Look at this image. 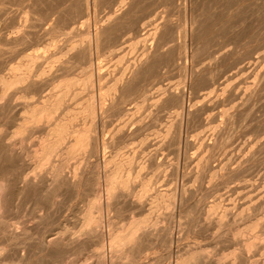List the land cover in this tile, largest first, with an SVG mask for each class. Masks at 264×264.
Returning <instances> with one entry per match:
<instances>
[{"label": "rangeland", "instance_id": "1", "mask_svg": "<svg viewBox=\"0 0 264 264\" xmlns=\"http://www.w3.org/2000/svg\"><path fill=\"white\" fill-rule=\"evenodd\" d=\"M11 1H8V4L7 2H0V7H2L0 8V20L2 19L0 21V37L3 36V34L9 36L25 34L27 39L25 37L24 41H21L20 44L9 43L7 46H3L5 48V66L0 68V74L6 72L9 65L16 63L26 53L30 52L35 54L41 53V57L37 59V64H41L40 66H46L45 57L50 56L54 50L55 52L59 51L60 46L66 45L65 43L68 42L71 35L76 34L79 31H83L87 33L86 40H88L86 43L89 44V46L91 45L90 60L92 59L91 69L93 70L94 78V86L91 90L95 98L98 95L96 93L98 92V89H96L98 88V85L95 81L97 76L103 75L100 83L107 85L113 74L118 68L124 65V63L134 62L137 60L144 49H154L158 38L154 39L152 36L146 35V39L144 41L137 44L134 43L138 39L145 36L144 34L147 33L154 23H164V26L166 27H161L160 33L162 32L163 41H169L166 42L164 46V49L168 53L165 56L167 57L169 55V58L167 57V59L165 56L162 58L165 57L166 60L169 61L171 55L169 54L170 51L167 49L182 43L184 44L182 53L183 56L181 55V57L177 59L176 65L178 66L168 65L162 69V77L147 80L144 84V90L146 91L145 97H142L138 89H135L133 94L127 98V102L124 103V107L130 109V111L124 112L125 114H118L117 112H110L111 110H107L101 112L99 111L95 115V131L93 132V135H95L98 141H103L105 142V146H108L105 147L101 145L99 141L97 150L98 153H87L88 157L86 156L85 163L91 167L90 169L88 168V170L90 172L91 170L93 172L96 170L99 175L102 176L104 167L101 164L103 163L104 157L109 156L112 151L118 148H122V150L126 151H130L131 149L133 151L135 150L134 152L136 153V156H138L136 160L137 162L147 160L146 166L141 170V174L142 176L150 177L152 182L150 184V191L147 192L146 196L139 204L135 203V200H132L134 198L125 197L122 198L120 203L117 205H111L110 207L103 205L100 230L106 233L108 218H112V220L121 224L126 222L130 215L140 216L142 213H145L149 207L150 201L152 200V195L155 194L154 192L172 191L174 193V199L171 207L169 209L161 207L162 210L159 208V211H155L156 214L154 213V217L156 216L155 218H157L158 222L156 225L151 227L152 238H150L149 241L143 242L144 244H141L140 249L143 254L140 259L133 264H169L170 262H173L177 254H183V252L185 253L187 249L194 246L201 247V252L205 256L204 264H217L215 263V259L220 255L233 251L234 248V250L238 252L241 248V240L244 237H252L254 234L259 233L262 234L259 240L254 237H252V239H255L256 241L258 240L261 247H251L243 256L238 255L236 258L228 257L223 259L219 264H262L261 261L264 257V146L261 149L257 146L259 143L264 141V85L261 86L260 80H262V78L259 76L264 68V0H143L141 1L142 4H139L140 8H134V14L131 12L132 14L130 13L127 15L128 20L126 19L127 21L125 20V23L121 24L122 29L120 28V25H118L117 29L119 28L121 30L116 29L118 34L116 32L115 33L120 37V40H118L116 44L118 47H116L115 52L119 54L118 56L123 57L120 62H117V56H115L114 53H111L112 49L107 48L109 44L105 39L102 38L100 40L101 43L103 42L102 44L99 41V43L97 42V48L94 38L95 36L92 34L95 32V28L105 24L106 17L108 15L107 13H109L112 9V6L113 9L117 8L114 6L116 4H108V2L101 0L94 1V3L89 0L90 4L88 3L86 12L76 11V14L71 19H68V16L72 13V10L69 9V11L67 9L69 7H67L66 9L68 12L65 11L61 18L62 21L60 20L57 23V27L58 29L60 28L59 30L61 31L58 30L59 32H51L48 28L51 26L54 21L53 17L56 15L51 16L52 18L48 17L45 15V10L50 11L53 4L39 5L40 3L38 4V1L36 4L33 3V0ZM58 1L60 3L62 0ZM145 1L148 2L146 3ZM96 3L99 4L96 6ZM65 5L69 6V4L65 3L60 4L58 7H64ZM70 5L73 7V4ZM44 6H49L50 9L48 7L45 8ZM72 7L70 8L73 9ZM199 13H202L200 16L202 25L199 26V31L196 34L198 36H194L193 34L191 37L190 20L192 16ZM40 14L44 15L41 17ZM129 15H131V17ZM135 15L137 18L140 17L139 25L141 24L142 28L140 26L139 28L141 29L139 31L133 27L134 24L132 20L136 18ZM40 17L42 20H40ZM39 21H42L44 24L42 26L39 24L38 27L28 26ZM166 21L170 24L172 21L173 24L182 23L180 31H182V29L183 31L180 32L178 30V32H176L177 38L174 37V39H171V36H169L171 29H168V27L170 28V24ZM130 22L132 27H130ZM203 23L205 26H203ZM234 24L236 26H234ZM18 25L20 26V31L12 33L13 30L15 31L19 27ZM120 31H122V33ZM211 34L213 37H216L213 38ZM39 35L41 36L39 37ZM205 38L209 46L207 45L203 48L204 51L202 49L200 50L203 53L199 51L196 52L195 43H201ZM94 42L95 45H93ZM51 43L58 45L59 49H57V47L53 48L50 45ZM105 45L107 47H105ZM147 46H149V48ZM220 46L223 47L222 50L236 49L242 53H248L247 51L249 50V53H245L242 62L229 70L228 62H219L214 65L212 64L213 53L218 48H221ZM99 48L101 49L99 50ZM6 51L9 52L6 53ZM63 52L64 51L57 53L56 56H60V60L70 59V62H74H71V71L62 72L61 74L72 75L79 73L80 69L84 66V61L78 56L75 57L74 53L62 55ZM57 63L58 61L55 62L54 65L56 66ZM207 64H210V69L212 68L211 73H214L213 76H215V79L209 86H205L203 82H200V79L194 78L191 75V70L193 68L199 69L202 68L201 66ZM242 64H245L247 68L227 80L228 75ZM94 72L97 73V75ZM61 74H59V76ZM197 80L199 81L197 82ZM226 80L228 81L227 84L229 87L225 86ZM195 81L198 84L195 83ZM48 82L46 85L44 84V87L40 90L41 92H28L26 95L27 97L25 98H14L12 100V104H14L13 108L15 106L17 107L12 109L10 112L12 117H7V120L2 118L0 115V130L6 132L11 131L14 128L13 118L16 116L18 110L23 106V104L26 101L34 100L36 97L44 95L46 94L45 92L48 93L51 90L54 83L51 81ZM254 86H259V91L257 92L258 94H256L257 96L254 95L251 98H247L249 94L248 92H250L248 87L254 88ZM160 87L162 88L159 89ZM164 88L178 91L182 94V114H176L178 103L174 100L170 101L167 99L163 103L155 102V96ZM21 94H23V92ZM80 95L71 101L72 106H76L82 100L81 97L83 94ZM161 104H164L162 108L160 106ZM203 104H206V106L204 105V107ZM234 104L237 105V107L242 108V116L237 117L235 121L230 123V116L228 114L235 109ZM136 105L141 106L136 110L134 109ZM201 106L205 109L203 108L202 110ZM192 108L198 109V111L200 110V112H198V114H200L195 118L193 117L194 119L192 118V121H187L186 123V120L189 118L187 111ZM179 109L178 111H180ZM134 111L135 114L130 115ZM13 112H15V114ZM4 121L7 122L4 123ZM171 123L172 126L170 132L165 135L164 130ZM122 125L123 130L120 133H117V128ZM177 127L180 138L174 144L173 137L175 136ZM36 135L38 136L39 134L37 132L33 133L26 140L25 146L33 147L32 145L35 143L37 138ZM213 141L217 145V147L212 151L213 157L210 159L209 165L204 170L201 179H195L194 173L199 169L198 162L203 156L209 154L210 151L207 150L203 143L206 144ZM149 158H152L153 162L148 161ZM93 163L98 165L97 169L91 166L94 165ZM228 169L230 170L228 171ZM28 171H30L29 168L27 169V172ZM89 171L87 175L88 177H91L93 172L90 173ZM213 172H217V174L212 176ZM222 173L224 176H221ZM64 174H66V176L70 175V168H66ZM100 180H102V178ZM88 181L89 180H86V183L83 186L84 188L80 191L81 195L79 193L76 194L71 192L72 189L69 185H66L68 187L62 185L60 189L63 191H60V189L58 190L59 193H57L54 197V204L50 207L48 206V208L46 201L47 196L49 195L44 196L40 193V195L37 193L35 194L33 189L24 191L19 195H13L12 199L14 200L12 202V207L14 210L13 208L11 209L9 216L14 221L20 222L18 226H24L27 228L26 233H23V235H26L29 238L39 237V235L48 234V232L52 233L51 231H53L54 234L58 231V229L61 230L62 228H71L69 230H74L76 227L75 225H77L76 221L78 220L77 217L79 216V211L84 206L86 199L90 195V191H87L89 190ZM132 186H136V183ZM63 187L65 189H63ZM188 189L196 190L193 198H185V196L189 194ZM197 191L199 192L197 193ZM38 196H41L43 199ZM14 197H16V200ZM101 200L102 202L104 201L103 197ZM194 202H199L200 205L203 204L205 206L212 205V203H219L220 207H218L217 210L212 213L213 215L211 214L209 216V218L202 219L200 222L190 225L189 222H187V211L193 210L196 204H194ZM36 203H38L39 207L37 214L41 215L42 220H40V222L42 224L37 223L31 213L32 208ZM182 209L184 210L182 211ZM222 209H226L227 212L226 217L223 220L224 227L222 226L223 228L221 227L219 229L208 227L206 223L210 219H214L217 213H219ZM203 218L205 217L203 216ZM168 220H170V222H168ZM253 221L257 222V227L252 231H248L249 234L246 233L240 237H236L235 240L227 239L225 233L227 227L231 228L232 226V228L238 230H241L242 228V230H244V228ZM199 223L201 225H199ZM166 224L170 227L169 235H167L164 231L167 227ZM189 226L193 228H190ZM39 229L42 230L40 231ZM168 238L170 239V244L166 241ZM7 248H9V251H12L13 253L18 251L20 254L24 253L25 255L35 251L36 252L33 253V256H31L32 259L26 260L25 262L19 260L17 258L18 256H14L12 259L6 261V264H51L52 262L51 256L45 255L44 252L39 251V247L34 246L32 243L26 245L21 244L20 247L19 245L11 244ZM96 249L97 245L94 237L85 240V242L80 246H73L69 248L64 247V257L60 258V261H58L57 264H80V260L84 258V256H89L87 264H108L109 259H106L109 254L108 249H104L106 257L104 256L103 260H99L97 255L94 254ZM14 258L17 259L15 260Z\"/></svg>", "mask_w": 264, "mask_h": 264}, {"label": "bare ground", "instance_id": "2", "mask_svg": "<svg viewBox=\"0 0 264 264\" xmlns=\"http://www.w3.org/2000/svg\"><path fill=\"white\" fill-rule=\"evenodd\" d=\"M8 1L10 2L11 0H0L1 3L7 2V4H8ZM37 1H38V4L40 3L39 5H41V4H44V5L45 4H47V5L53 4V6L50 5L51 6L50 11L47 10L48 11L47 12L45 10V12H46L45 15L48 17L56 15L53 17L54 21L53 22L51 21L52 24L48 28V30H50L51 32L61 31V30H59L60 28L58 29L57 23H58V21L61 20L62 16L64 15L63 13L65 11H67V9L72 10V13H70V15L68 16V19H71L76 14V11H81V12L85 13L87 8H88V3H89V0H62L60 3L58 0H33V3H36ZM90 1L94 2V1H98V0H90ZM101 1L108 2V4H116L114 6H116L117 8L113 9V6H112V9L109 11V13H107L108 15L106 17L105 24L95 28V32L93 31L94 33H92V34H94V36H95L94 38L96 41V47H97V44L99 42L101 43L100 40L102 38L105 39L109 44L108 47L106 45H105V47L111 48L112 49L111 53L112 54L114 53V55L117 56V62H120L123 59V57L118 56L119 54L115 52L116 47H118L116 44H117L118 40H120L119 39L120 37L117 35L118 33L116 31L122 29L121 24L125 23V20L127 19V15L130 14L131 12L134 14V11H135L134 8H136V7L140 8L139 4H142L141 1H143V0H101ZM170 1H172V0H170ZM11 2H13V1H11ZM15 2H14V4H15ZM33 3H32V5H33ZM65 3L69 4V6L65 5L64 7H58L60 4H65ZM70 4H73V7ZM98 4L96 3V6ZM103 4H104V2H103ZM46 7H48L50 9L49 6H46ZM67 7H69V8H67ZM70 7H72L73 9H71ZM0 8H2V7H0ZM237 9H239V8H237ZM38 10H37V12H38ZM42 10H41V12H42ZM182 11H183V9H182ZM45 12H43V13H45ZM147 12H148V10H147ZM54 13H56V14H54ZM144 13H145V11H144ZM201 14L199 13V14H196L192 17L190 16L191 17V20H190L191 21V28H190L191 37L193 36V34H194V36L197 34V32L199 31V26L202 25L201 19H200ZM233 14H235V13H233ZM37 15H39V14H37ZM43 15H41V17ZM129 16L131 17V15H129ZM144 16H145V14H144ZM14 17H15V15H14ZM135 17H136V15H135ZM144 18H146V17H144ZM204 18H206V17H204ZM65 19H67V18H65ZM40 20H42V18ZM139 20H140V17L139 18L136 17L135 19L132 20L133 24H134L133 27L137 31H139L142 28L141 24L139 25ZM204 21H206V20H204ZM39 22H34L33 24L28 25V26H31V27L37 26L38 27L39 24H40V26H42L44 24L42 21H39ZM131 22L129 23L131 25L130 27H132ZM172 22H171V24L168 22L167 23L170 24V28L168 27V29H171V33L169 32V34H170L169 36H171V39H174V37H176V32H178V30L180 31V29L182 27V25H181L182 23L181 24H176V23L173 24ZM167 23H166V25H167ZM47 24H49V23H47ZM118 25H120L121 29H119V28L117 29ZM61 26H63V25H61ZM140 26H141V28H139ZM163 26H164V23H160V22L154 23L153 26L147 31V33L144 34L145 36L142 35L143 37L138 39L134 43V44H137V43L144 41L146 39V35H148V36H152L154 39L158 38L156 41V44H155L156 45L155 48L152 50L144 49L142 51L141 55L139 56V58H137V60H135L134 62L124 63V65H122L120 68H118L117 71L113 74L111 79L108 81L107 85L100 83L103 75H98L97 78L95 77L96 78L95 81L98 85L97 86L98 88L95 87L96 89H98V92H96L98 94V95L96 94L97 95L96 98L93 96L92 90H91L94 86L93 70L91 69V60L92 59L90 60V58H91L90 57V53H91L90 52V46L91 45L89 46V44L86 43L88 40V39L86 40L87 33L83 32V31H79L76 34L71 35V38L68 40L67 43H65L66 45L60 46L59 51L55 52V50H54L53 53L51 52L52 54L50 56H48V57L44 56L46 58V64H47L46 66H40L41 64L40 65L37 64V61H38L37 59L39 57H41V53L35 54V53L30 52V53H26L16 63L9 65L8 68L6 67L7 71L0 74V115L2 116V118H5V120H7V117L9 118V116L12 115V114L10 115V112L12 111V109H15V107H17V106H15L13 108L14 104H12V100L14 98H18V97H20V98L24 97L25 98V97H27L26 95L28 92L32 93L35 91H40L44 87V84L46 85V83L48 81H51L52 83H54V85L52 86L51 90L48 93L45 92L46 94L40 95V96L36 97V99H34V100H28L23 104V106L21 105L22 107L18 110V113H17L18 115L16 114V116L13 118V121H14L13 127L14 128L11 131L6 132V131L0 130V165H1L0 166V264H6V261H8L9 259H12V257H14V256L15 257L18 256L17 258L19 260L25 262L26 260L32 259L31 256H33L34 255L33 253L36 252L34 250L35 252L28 253V255L27 254L25 255L24 253H23L24 255L20 254L18 251H15L13 253L12 251H9V248H7L11 244L12 245L13 244L19 245V247H20L21 244L26 245V244L32 243V244H34V246L39 247V251H42V252H44L45 255L52 257L51 258L52 259L51 264H57L58 261H60L59 259L64 257V251H63L64 247L69 248V247H73V246H80L85 242V240L92 238V237H94L96 239L97 249H96V251H94V254L97 255V258L99 260L104 259V256H105V252H104L105 250L104 249L105 248L108 249V253H109L108 258H106L107 260L109 259L108 264H133L138 259H140V257L143 254L141 249H140L141 244L145 241H149V239L152 238L151 227L156 225L158 222L157 218H155L156 216L154 217L155 211H157L159 208L161 209V207H163L165 209H169L173 203L174 193L172 191L154 192L155 194L152 195L153 197H152V200L150 201V204H149L147 211L145 213H142V215H140V216H134V215L131 216L130 215L129 218L127 217L128 220H126V222H124V223L119 224L118 222H115L114 220H112V218H108L107 231H106V233H104L100 230V228H101L100 226H101V222H102L103 205H105L106 207H110L111 205H117L120 203V200L122 198H125V197H128V198L132 197V198H134L132 200L133 201L135 200L136 201L135 203L139 204L144 199L147 192L150 191V184L152 183L151 178L142 176V174H141V170L144 169V167L146 166L147 160L137 162L136 160H137L138 156H136V153L134 152L135 150L133 151L130 149V151H126V150H122V148H118V149L112 151L109 156L104 157L103 163L102 164L100 163L104 167L103 168L104 169L103 175L100 176L98 171L94 170V172H93L91 170V172H93L91 177H88V175H87L88 171H89L88 168L90 169L91 167H89L85 163V160H86L87 153H94L95 154L98 150V145H99L100 140L98 141V139L95 137V135H93V132L95 131V115H96V113L99 111L101 112V111L111 110L110 112L114 111V112H117L118 114H122L124 112L130 111L129 108L124 107V103L127 102V98H129L131 96V94H133L135 89L136 90L138 89V91L140 92L142 97H145L146 91L144 90V84L146 83V81L162 77L163 76L162 69L168 65H170V66L176 65L177 59H179L181 57V55L183 53V45L184 44L179 43V44L174 45L171 48L167 49L168 51H170L169 54L171 56H170L169 61L166 60V58L169 55L167 57L165 56L168 53L164 49V46H165L166 42H169V41H166V40L163 41V36L161 34L162 32L160 33V29ZM203 26H205V24ZM234 26H236V25L234 24ZM126 27H128V26H126ZM165 27L166 26H164V28ZM19 28H20V26L15 31L13 30L12 33L20 31ZM27 28H29V27H27ZM201 28H200V30H201ZM215 28H213V29H215ZM92 30H93V28H92ZM26 31H25V33H26ZM122 31H120V32L122 33ZM182 31H183V29H182ZM182 31H180V32H182ZM45 32H46V30H45ZM217 32H219V31H217ZM66 33H67V31H66ZM214 33H215V31H214ZM220 33H222V32H220ZM165 34H167V33H165ZM165 34H164V36H165ZM40 36L41 35H39V37ZM196 36H198V35H196ZM202 36H204V35H202ZM207 36H209V35H207ZM211 36H212V34H211ZM25 37L27 39V36H25V34L18 35V36L17 35L9 36V35L3 34V36L0 37V68L5 66V59H4L5 58L4 57L5 48L3 46L4 45L7 46V44H9V43H15V44L19 43L20 44L21 41H24ZM215 37H213V38H215ZM92 39H93V37H92ZM209 40H212V39H209ZM106 41H104V42H106ZM42 42H43V40H42ZM194 43H195V41H194ZM207 43L208 42L206 41V38L201 43H199V42L197 44L195 43V51L196 52L197 51L202 52V51H200L201 49L203 50V48H205L207 45L209 46V44H207ZM105 44H107V43H105ZM50 45L53 48L57 47V49H59L58 45H56V44L51 43ZM93 45H95V42ZM212 46H214V45H212ZM21 47H22V45H21ZM147 47L149 48V46H147ZM222 48L223 47L218 48L216 51H214L212 64L214 65V64L219 63V62H222V63L228 62V66L230 67V68L228 67L229 70L236 67L238 64H240L242 62L243 57L245 56V53H246V52L245 53L239 52L236 49H224V50H222ZM96 49H94V50H96ZM100 49L101 48H99V50ZM62 51H64L62 53V55L74 53L75 57L78 56L80 59H82L84 61V66L80 69L79 73H76V74L71 73L72 75H69V74L67 75L66 73H65L66 75L61 74L62 72L71 71V64H72L71 62H74V61L70 62V59L69 60H66V59L60 60V56H56V55H57V53H61ZM7 52H9V51H6V53ZM247 52L249 53V50ZM12 53H13V51H12ZM47 53H48V51H47ZM248 53H246V54H248ZM163 56H165L166 58L165 57L162 58ZM61 57H64V56H61ZM70 57H72V56H70ZM6 58H7V56H6ZM72 59H75V58H72ZM57 61H58V63L55 66L54 63ZM176 66H178V65H176ZM201 67L202 68H199V69L193 68L191 70V75L194 78L200 79V82H203L205 86H209L213 82V80L215 79V76H213L214 73L213 74L211 73L212 68L210 69V64H207V65H204ZM246 68H247V66L245 64L240 65L235 71L231 72L228 75L227 80H228V78L235 76L239 72L244 71ZM94 71H97V70H94ZM215 72H217V71H215ZM59 74H61V75L59 76ZM95 74L97 75V73H95ZM259 76H261L260 78H262V80H260V82H261V86H263L264 85L263 84L264 83V68L261 71V74ZM194 78H193V80H194ZM227 80L225 81V83H226L225 86L229 87L227 84V82H228ZM198 81L199 80H197V82ZM197 82L195 81V83H197ZM192 85H193V83H192ZM161 88L162 87H160L159 89H161ZM248 88L250 89V92H248L249 94L247 93L248 94L247 98H251L252 96L258 94L257 92L259 91V86L258 87L254 86V88L253 87H248ZM22 92H23V94H21ZM80 94H83V96L81 97L82 100L76 106H72L71 101ZM231 94H232V92H231ZM167 99L170 101L171 100L176 101V103H178V109L180 108L179 109L180 111H178V109H177L176 114H178V115H179V113L182 114L181 113L183 110L182 94H180L178 91L168 90V89L164 88V89H162L161 92H159L155 96V102L156 103H158V102L163 103ZM13 103H15V102H13ZM163 105L164 104L160 105L161 108L163 107ZM204 105L206 106V104H203V106ZM140 106L141 105H136L134 107V109L137 110V109H139ZM234 107H235V109L233 108L234 110L228 114L230 116V123L235 121V119L237 117L242 116V108L237 107V105H235ZM201 108H202V106H201ZM203 108H202V110H203ZM198 112H200V110L198 111V109H194V108L188 109L187 115L189 118L186 120V123H187V121L188 122L192 121L193 117L194 118L197 117L200 114V113L198 114ZM13 113L15 114V112H13ZM133 114H135V111L132 112V114H130V115H133ZM113 115H114V113H113ZM6 122L4 121V123H6ZM171 126H172V123L166 127V129L164 130L165 135H167L170 132ZM122 130H123V125L118 127L116 132L120 133ZM35 132H37L39 135L38 136L36 135L37 138H36L35 143L32 145L33 147L25 146L26 140ZM179 138H180V134H179L178 127H177V131H175V136L173 137L174 144H175V142H177L179 140ZM115 140H116V138H115ZM100 143H101V145L105 146V142L100 141ZM203 145L207 148L208 151L209 150L210 151H209V154H207L206 156H203L200 159V161L198 162V168L199 169L194 173L195 179H201L204 170L208 167L209 161L213 157L212 151L217 147V145L214 141L211 143H206V144L203 143ZM107 146H105V147H107ZM263 146H264V141L259 143V145L257 147H259V149H261ZM148 161L153 162L152 158H149ZM91 166L96 168V169L98 167L97 164H94ZM28 168L30 169V171L27 172ZM66 168H70V175H68V176H66V174H64V171ZM229 170L230 169H228V171ZM216 174H217V172L216 173L213 172L212 176H215ZM218 174H219V171H218ZM210 176H211V174H210ZM221 176H224L223 173ZM101 178H102V180H100ZM86 180H89L88 181L89 182V190H87V191H90V195L88 196L87 199L85 198L86 202H85V204L83 203L84 206L81 209L79 208L80 211H79V216L77 217L78 220L76 219L77 225H75L76 227L74 230H69L71 228H69V229L62 228L61 230L58 229V231L55 232L54 234H53V231H51L52 233L48 232V234H42V235H39V237L29 238L26 235H23V233L24 234L26 233L27 228H25L24 226L23 227L18 226L20 222L14 221L9 216V212L13 208L12 207V202L14 200V199H12L13 195L14 196L19 195L24 191H27V190L29 191V189H33V192L35 194L40 193V194H43L44 196L49 195V196H47V201H46L47 202V208H48V206L50 207L54 204V199H55L54 197L57 193H59L58 190L61 188L62 185H64V186L69 185V187H71V189L73 190V191L71 190V192L76 193V194H78V193L80 194V191L82 190V188H84L83 186L85 185ZM134 183H136V186H132ZM101 186H102V189H101ZM66 187H68V186H66ZM63 189H65V188L63 187ZM61 190L62 189H60V191ZM85 190H86V188H85ZM188 190H189V192L188 191L187 192L189 194L186 192L188 195H186L185 198L186 199L193 198L196 190H194V189H192V190L188 189ZM198 192L199 191H197V193ZM71 196H72V194H71ZM102 197L104 199L103 202L101 200ZM14 198L16 200V197H14ZM39 198H41V196ZM82 198H83V196H82ZM41 199H43V198H41ZM181 199H183V198H181ZM32 203H34V202H32ZM194 204H195V207L193 208V210L187 211V216H188L187 222H189L190 225H194V223L200 222L202 219L209 218V216L213 212H215L218 207H220L219 203H212V205H209V206H205L203 204L200 205L199 202L198 203L194 202ZM65 206H67V205H65ZM137 206H139V205H137ZM16 207H17V205H16ZM186 207H188V206H186ZM45 209H46V207H45ZM13 210H14V208H13ZM38 210H39L38 203H36L33 206L31 213L33 215V218L36 219V222L41 223L40 220H42V217H41V215L37 214ZM183 210L184 209H182V211ZM226 213H227L226 209H222L219 213H217L216 217L215 218L213 217L214 219H210L206 223V225L208 227H212L214 229L215 228H218V229L221 228L223 226V220L226 217ZM54 215H57V214H54ZM203 216L205 218H203ZM122 221H124V220H122ZM168 222H170V220H168ZM168 224H166L167 227L165 226L166 228L164 229V231L167 235L170 234V227ZM199 225H201V224L199 223ZM256 227H257V222H255V221L248 224L244 228V230H242V228H241V230H238V229L232 228V226H231V228L227 227V229L225 228L226 229L225 230L226 237L229 240H235L236 237H240L241 235H244L246 233L249 234L248 231H252ZM190 228H193V227H190ZM205 230H206V228H205ZM44 233H45V231H44ZM261 235L262 234H260V233L254 234L252 237L259 240ZM252 237H244L241 240V246H240L241 248L238 250V252L236 250H234L235 249L234 248L233 251H230L226 254H222L219 257H217L215 259V263L219 264L222 262L223 259L228 258V257L236 258V257H238V255L243 256L245 253H247L249 251V249L251 247H256V248H259V246L261 247L260 242H258V240L256 241L255 239H252ZM162 238H164V237H162ZM169 238L166 240L168 244H170ZM166 241H165V243H166ZM201 251L202 250H201L200 246L191 247V248L187 249L185 253L183 252V254H180V253L177 255L175 254L176 256H175L173 262H170L169 264H204L205 263V256L202 254ZM42 252H41V254H42ZM77 252H79V251H77ZM263 255H264V253H263ZM88 258H89V256H86V257L84 256V258H82V259L80 258L81 259L80 264H87ZM37 260H39V259H37ZM34 263H35V261H34ZM261 263L264 264V257L262 258ZM146 264H149V263H146Z\"/></svg>", "mask_w": 264, "mask_h": 264}]
</instances>
